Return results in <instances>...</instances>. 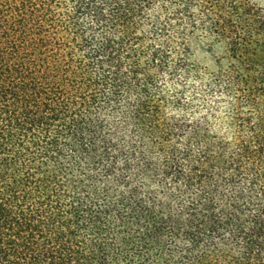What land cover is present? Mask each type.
Listing matches in <instances>:
<instances>
[{"label": "trees", "instance_id": "1", "mask_svg": "<svg viewBox=\"0 0 264 264\" xmlns=\"http://www.w3.org/2000/svg\"><path fill=\"white\" fill-rule=\"evenodd\" d=\"M0 264H264V0H0Z\"/></svg>", "mask_w": 264, "mask_h": 264}]
</instances>
